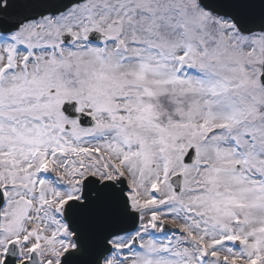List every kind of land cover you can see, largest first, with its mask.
Returning <instances> with one entry per match:
<instances>
[{
  "label": "snow or ice",
  "instance_id": "1",
  "mask_svg": "<svg viewBox=\"0 0 264 264\" xmlns=\"http://www.w3.org/2000/svg\"><path fill=\"white\" fill-rule=\"evenodd\" d=\"M0 264H264V0H0Z\"/></svg>",
  "mask_w": 264,
  "mask_h": 264
}]
</instances>
